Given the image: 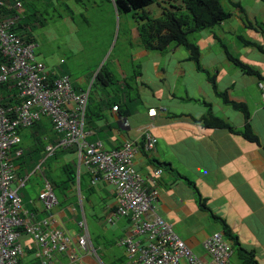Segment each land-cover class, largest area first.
<instances>
[{"label":"crops","instance_id":"1","mask_svg":"<svg viewBox=\"0 0 264 264\" xmlns=\"http://www.w3.org/2000/svg\"><path fill=\"white\" fill-rule=\"evenodd\" d=\"M225 22H236L237 31L228 32L238 37L240 26H244L240 10H233V17L221 24L223 30ZM132 26V35L137 39L138 28L135 24ZM238 50L245 62L258 67L264 75V53L244 44L239 45ZM143 56L151 57L149 51L138 44L134 57L141 59ZM187 57L178 59L177 63H189ZM149 69L156 72L157 78H141L149 92L147 99L144 95V106L130 117H123L119 110H111L110 113L114 112L118 121L115 124L105 118L100 120L98 127L110 130L100 133L102 137L97 140H103L104 147L110 149L122 147L127 140L140 139L146 132L157 136L158 143L153 151L137 155L136 168L147 177L154 174L158 161L170 164L159 177L161 195L157 211L161 216L174 225L181 238L206 262L211 257L203 242L214 232L225 231L224 223L216 220L213 214L221 216L231 232L238 236L242 246L255 252L258 264H264V100L258 86L260 79L243 78V72L236 78H219L221 72L217 75L221 89L228 90L232 99L249 106L251 124L260 137L259 145L229 129L208 128L194 120L206 112L198 99L204 94L209 102L218 98L207 78H183L185 84L178 86L181 78H164L159 59L145 66V71L149 72ZM79 82L85 83L87 78L82 77ZM225 107L224 112L220 110L223 117L238 129L242 128L245 125L244 115L230 106ZM151 108L157 110L156 115H149ZM124 121L129 124L125 125ZM93 132L90 130L89 135ZM200 195L205 201H201ZM112 199H103L106 203L103 220L107 212L116 207ZM74 208L68 209L73 212ZM59 212L63 215L66 211ZM128 227L125 230L128 231ZM118 237L115 234L114 239ZM113 246L118 251L110 250ZM122 252L124 262L120 260L119 264H128L124 248L116 241L105 249L106 260L101 256L86 255L85 264H113V258L119 259L117 257ZM236 254L235 250L230 264L239 263L235 261Z\"/></svg>","mask_w":264,"mask_h":264},{"label":"built area","instance_id":"2","mask_svg":"<svg viewBox=\"0 0 264 264\" xmlns=\"http://www.w3.org/2000/svg\"><path fill=\"white\" fill-rule=\"evenodd\" d=\"M13 7L20 10L22 4L18 2ZM17 18H0V53L10 61L9 66H2L0 83L13 80V87L24 98L14 107H6L0 101V264H17L24 254L18 231L21 227L33 236L41 264H82L79 249L94 252L84 221L79 225L85 234L77 240L52 211L58 200L48 181L40 192L48 214L36 220L35 214L24 208L19 190L26 186L29 177L17 176L11 150L21 141L18 128L30 126L44 114L51 116L56 130L64 133L59 145L75 149L91 174V183L106 182L117 190L118 210L109 221L131 216L130 234L121 241L130 262L205 264L157 212L161 195L158 178L164 173L163 167L155 168L154 174L147 177L136 168L137 155L144 148L153 150L158 138L148 133L144 143L140 139L127 140L121 148L111 149L105 148L101 140L88 141L84 128L88 93L78 94L68 76L48 81L46 66L35 59L37 43L28 42L13 31ZM260 85L264 96V82ZM149 114L154 115L155 110ZM46 149L53 153L55 147L48 145ZM204 247L212 256V264L229 263L233 249L223 233L206 239Z\"/></svg>","mask_w":264,"mask_h":264},{"label":"rangeland","instance_id":"3","mask_svg":"<svg viewBox=\"0 0 264 264\" xmlns=\"http://www.w3.org/2000/svg\"><path fill=\"white\" fill-rule=\"evenodd\" d=\"M157 1L161 4L163 3V0H156L155 3L146 8L153 16H159L162 13V8L159 7ZM221 1L226 8L232 11L236 10L230 3V0ZM238 1L245 7L249 18L253 21L251 27L241 25V33L248 39L264 42V32L257 31L264 28L260 23L264 21V1ZM24 4L23 13L26 11L28 14H32V17L39 16L40 19H45L46 21L44 26L38 27L33 32L38 44L35 50L36 61L44 63L52 73L70 75L78 90L84 88L87 92L96 73L105 63L107 66L113 68L120 77H130L141 62L150 65L152 61L159 59L160 71L164 74V78H181L177 82L178 86L185 84L183 78H206L204 74L196 70L194 62L187 61L189 63H181L180 65L177 63L178 59H183L189 55V51L183 46L177 47L173 45L166 52L150 51L149 54L153 59L147 56H143L141 59L135 58L134 50L137 49L138 43L133 42L132 45L130 44V41H133V35L131 34L132 25L135 24V20L132 18L131 13L119 12L113 0H54L52 2H49V0H24ZM169 4H166V6H169ZM72 11L75 14L74 18L71 16ZM33 13L36 15H33ZM240 15L242 16V13ZM255 17L259 21L258 24L255 23ZM220 26L212 30L193 32L190 34V39L199 46L201 50V63L204 67L208 68L212 73H217V75L221 72L222 75L219 78H236L242 71L227 58L225 50L214 35L220 37L228 45L230 51L240 59H242V52L238 49L239 45L243 46V44L238 37H234L228 32V30L237 29L236 22L234 24L232 22H225L222 25L224 30ZM144 76V78H157L156 72L152 69H149V72L145 71ZM243 76V78H257L256 76L247 74ZM82 77L87 78V82H79V79ZM140 90L147 97L149 92L146 91V87L140 86ZM107 95L108 93L103 90V87L99 83H96L91 87L90 102L96 103ZM200 99L210 100L205 94ZM212 103L215 114L223 117L226 104L224 105L221 98L216 97ZM193 106L196 105L193 103ZM230 108L232 107L230 106ZM220 110L223 112H220ZM105 119L107 121L111 120L115 124L118 121L117 115L114 112L110 113V111H107L105 114ZM100 122L97 120L95 122L96 126H99ZM88 129L86 128V130ZM99 137H102L100 133L97 135L90 134L88 135V140L94 142ZM63 153L62 159L69 161L71 167H74L77 171V179L74 185V192L77 193V197L74 193H70V191L61 186L60 181L63 183L61 178L64 175V169L60 167L61 162L59 160L53 163V155L43 165L42 161L40 163L34 161L29 167L22 169L20 166L18 169V173L21 176L30 175L26 186L19 190L23 205L29 210L40 209L42 206L39 201V195L44 187L41 176L44 173L46 175L49 174L48 176L53 175L51 173H55L57 181L59 180V187L56 185L57 196L62 202V205H59V209L66 211L63 215L65 221L71 219L70 222L66 223L70 231L73 234L79 232L81 228L78 225V221L83 219V208L78 190V172L81 169L84 180L83 194L89 198L88 200L83 197L84 211L89 221L91 235L97 247V252L101 258L106 260L107 257L104 251L105 249H109L110 244L113 243L115 234L118 237L125 236L128 233L125 230L126 226L129 225L127 218L121 217L115 225L107 224L103 220V208H106V203L103 199L112 197L116 205L117 190L108 183H105V186L98 185L92 189H88L86 174L84 172L85 165L81 164L82 162L79 157L74 155L73 152L64 150ZM52 154L47 152L46 158ZM17 166L19 167V165ZM73 206L78 208L80 212L79 216L68 209ZM110 213H112V210L108 211L107 215H110ZM23 242L29 247L31 239L24 236ZM101 245H103V248H100ZM112 249L118 251V248H114V246L110 250ZM237 256L238 254L234 257L235 261L239 262L236 264H242L241 259ZM22 258L29 261L28 257ZM117 258L119 259L115 260L113 258V264H119L120 260L124 262V253L122 252Z\"/></svg>","mask_w":264,"mask_h":264},{"label":"trees","instance_id":"4","mask_svg":"<svg viewBox=\"0 0 264 264\" xmlns=\"http://www.w3.org/2000/svg\"><path fill=\"white\" fill-rule=\"evenodd\" d=\"M5 1H7V6H0V18H4L12 14L19 15L16 31L19 32L28 41L37 42L35 36L33 35V32L38 27L45 25V19H40L39 16L32 17V14H28L26 11L25 13L22 12L21 14H18L15 9L9 8L8 6L14 4L17 1H21L24 6V0ZM52 1L54 0H49V2ZM113 2L116 4L119 12L124 11L127 13H131L132 18L135 20L134 23L138 28L139 37L136 39L132 36L133 41H130L131 45L133 44V42H136L149 52H166L168 48L173 45L177 47H185L189 51V55L186 58V61H192L195 63L197 71L206 76V78L211 83L215 94L218 98L222 99L224 104L231 106L233 109L241 112L244 115L245 125L242 128L238 129L224 117L216 115L213 109V103L205 99L197 100L204 105V107L206 108V112L200 118L193 117L195 121L202 123L205 127L208 128L229 129L234 133L242 135L245 139L251 142L259 145L261 144L260 137L251 124V110L247 103L232 99L228 90H223L219 87L217 82V73H212L208 68L202 65L201 50L199 46L190 39L191 33L204 30H212L216 27H219L224 21L232 18L233 11L231 9L226 8L221 0H163L162 4L157 1L159 7L162 8L161 15L153 16L146 8L149 5L155 3L156 0H113ZM168 3H170L169 6H166V4ZM230 3L235 8L241 11V18L245 27H251L253 21L249 18V15L247 14L246 9L241 4V2L238 0H230ZM33 15L36 14L33 13ZM74 15L75 14L72 11V18H74ZM255 23H259L256 18ZM260 23L262 26H264V21ZM258 31H261L263 33L264 28L258 29ZM214 36L224 48L227 58L231 60L237 67H239L244 74L256 76L258 79H260V81L264 80V75L258 67L253 66L235 56L228 48V45L224 41H222L220 37H218L217 35ZM238 38L245 46L256 47L262 53H264V43L248 39L242 33L238 35ZM6 65L9 66L10 61L5 59L0 53V73L2 66ZM145 66L146 64H143L141 62L140 65H137V69L130 77H120L113 70V68L107 66L106 63L101 66V68L95 75L94 81L92 83L93 85H91V87L94 86V84L99 83V85L103 87V90L108 93V95L106 97H103L96 103L90 102V88L86 109V128H89L88 130H93V134L95 135L102 133L106 129L110 130V128H100L96 126L95 122L97 120H103L107 111L114 110L115 106L118 107V110L123 115V117H130L134 115L139 109L144 106L146 97L144 98V95L140 90V86H147V84L141 80V78H144L145 75ZM65 75L67 74L60 73L59 75H57L56 73L50 72L49 80L54 81L56 78L63 77ZM13 85V80L0 83V101L4 106L14 107L20 105L21 103V99L19 97L20 92L16 87H13ZM75 89L77 90L76 92L78 94H81V92L86 93L84 88L78 90L75 87ZM186 99L194 100L191 97H187ZM20 133L23 134L22 142L19 145L14 146L13 152L11 151V159L17 169V176L19 178H25L29 175L25 174L26 176H21L18 173V169L20 168V166L22 169L24 167H29L34 161H36V163H40L42 161L41 163L43 165V163L48 162L49 158L54 155L53 163L59 160V162H61L60 167L64 169V175L61 178L63 183L60 181L61 186L64 189H67V191H70V193H74V195L77 197V193L74 192V185L77 179V171L74 167H71L69 161H65L64 159H62V157L64 156V150L70 151L73 149H65L58 146L56 147L57 150L55 151V153L46 158L47 144L51 143L52 145L57 146L60 142V139L64 136L62 132H58L57 130H55L52 120L49 117L44 116L39 121L36 120L28 128L21 130ZM148 133L150 132H146L143 137L140 138L143 143ZM19 149H22L23 153L22 155L17 156L16 151ZM151 151H147L144 148L142 152L149 154L148 152ZM155 161L158 160L155 159ZM50 164L52 165V163ZM17 165H19V167ZM168 166H170V164L158 161L156 168L163 167L165 169H168ZM51 174L53 175L48 176L49 174L46 175L44 173L41 177L43 179V182L47 180L50 183L57 194L58 191L56 185H58L59 187V180L57 181V175L55 173ZM85 174L87 188H94V186L91 184V174L89 172H86ZM83 182L84 180L81 173V193L83 196H85V198L89 200L88 196L83 194ZM189 183H191L194 188H197L192 181H190ZM199 197L201 201H205L204 199H202L201 195ZM59 205H62V202L60 200ZM77 214L79 216L80 212L78 211ZM213 216L216 220L224 223L225 234L233 239L232 241L234 244V248L238 253L239 258L241 259V263L258 264L255 252L253 250H247L242 246L238 236H235L231 232L227 222L221 216L215 214H213ZM127 219L130 221L131 216H127ZM115 241L116 239H114V242ZM27 249V257L29 258V261L21 258L19 264H38L37 261L33 260L32 258V248L27 247Z\"/></svg>","mask_w":264,"mask_h":264},{"label":"clouds","instance_id":"5","mask_svg":"<svg viewBox=\"0 0 264 264\" xmlns=\"http://www.w3.org/2000/svg\"><path fill=\"white\" fill-rule=\"evenodd\" d=\"M1 1H3L4 2V4L3 5H0V6H7V1H5V0H1ZM18 2H21V1H17V2H15L14 4H11V5H8L9 6V8H13V9H15L17 12H18V14H21L22 13V9H23V3L21 2V4H22V8L20 9V10H18V9H16V8H14L13 6L16 4V3H18ZM236 10H237V8H236ZM239 10V9H238ZM241 12V11H240ZM13 16H18V18H19V15H17V14H12V15H10V16H7V17H4V18H8V17H13ZM18 18H17V20H16V24H15V26L13 27V31L15 32V33H17L18 35H20L22 38H24L26 41H28L25 37H23L19 32H17L16 31V27H17V25H18ZM256 18V17H255ZM254 18V19H255ZM244 27H245V25H244ZM258 31V30H257ZM260 32V31H259ZM241 34V33H240ZM252 40V39H251ZM28 42H34V41H28ZM35 43H37V42H35ZM37 46H38V44H37ZM36 58V57H35ZM38 62H40V61H38ZM42 63V62H41ZM44 64V63H43ZM45 65V64H44ZM46 66V65H45ZM46 69L48 70V72H49V74H50V72H51V70H49L48 68H47V66H46ZM65 76H68L69 78H70V80H71V83H72V86H73V89L75 90V91H77L76 89H75V86H74V83H73V81H72V79H71V77H70V75H65ZM65 76H63V77H65ZM58 78H61V77H58ZM58 78H56L55 80H57ZM54 80V81H55ZM48 81H51V80H49V75H48ZM54 81H51V82H54ZM94 81V80H93ZM264 82V80H259V82H258V86H259V89L261 90V94H262V98H263V100H264V96H263V88L261 87V83H263ZM93 83V82H92ZM92 85V84H91ZM90 88H91V86L89 87V90H90ZM89 90L86 92V93H89ZM82 93V92H81ZM19 97H20V95H19ZM20 99H21V103L24 101V98H21L20 97ZM20 103V104H21ZM6 107H9V106H6ZM10 107H12V106H10ZM115 108V107H114ZM87 109V108H86ZM151 109H154L155 110V114L154 115H156L157 114V110L155 109V108H151ZM150 109V110H151ZM115 110V109H114ZM150 110H149V112H150ZM148 112V113H149ZM150 115V114H149ZM44 116H46V117H49L51 120H52V118H51V116H49V115H47V114H44V115H42L41 116V118H43ZM151 116V115H150ZM153 116V115H152ZM40 118V119H41ZM39 119V120H40ZM122 119V118H121ZM39 120H37V121H39ZM125 123H127V121H124ZM52 123H53V125H54V122H53V120H52ZM129 124V123H128ZM126 125V124H125ZM86 126H87V121H86V115H85V124H84V128H85V132L86 133H88V135H89V131L90 130H86ZM29 127V126H28ZM28 127H19L18 128V135H19V137H20V139H21V141L17 144V145H19L21 142H22V139H23V134H21L20 133V131L21 130H23V129H26V128H28ZM54 128H55V125H54ZM55 130H56V128H55ZM58 131V130H57ZM59 132V131H58ZM64 134V133H63ZM151 134V133H150ZM88 135H87V140H88ZM153 135V134H152ZM155 136V135H154ZM157 137V136H156ZM64 138V136L60 139V142H61V140ZM89 141V140H88ZM96 141H98V140H96ZM101 141H103V140H101ZM60 142L58 143V145L56 146V147H61V148H65V147H62L61 145H59L60 144ZM95 142V141H94ZM125 143V142H124ZM48 145H52L51 143H48L47 144V146ZM16 146V145H15ZM46 146V147H47ZM104 146H105V144H104ZM53 147H55L54 145H53ZM156 147V146H155ZM14 148V147H13ZM13 148H12V152H13ZM65 149H73V148H68V147H66ZM111 149V148H110ZM155 149V148H154ZM21 152L19 155H17V152ZM46 151H47V149H46ZM55 151H56V148H55V150H54V152H53V154L55 153ZM70 151H72L73 153H74V155H77V153L75 152V149H73V150H70ZM48 152V151H47ZM22 153H23V150L22 149H19V150H17L16 151V155L17 156H20V155H22ZM78 156V155H77ZM82 164V163H81ZM83 165V164H82ZM38 169V168H37ZM80 169V168H79ZM164 169V168H163ZM140 171V170H139ZM35 172H37V170H35ZM84 172L86 173L87 172V170H86V168H85V170H84ZM165 172V171H164ZM88 173V172H87ZM164 174V173H163ZM80 176H81V169L79 170V172H78V190H79V198H80V200H81V205H82V208H83V219H80V221H78V225H79V223L80 222H82V221H84V223L86 224V230H87V235H88V239L90 240V242L92 243V246H93V248H94V252L93 253H88V250H85V249H79V253L81 254V263L82 264H85V257H86V255H90V256H97V257H99V254H98V252H97V247H96V245L94 244V241H93V238H92V235H91V231H90V227H89V223H88V219H87V216H86V214H85V211H84V205H83V201H84V198H85V196H83L82 195V193H81V188H80ZM162 176V175H161ZM160 176V177H161ZM26 177H29V179H30V175H28V176H26ZM28 179V180H29ZM159 179V178H158ZM45 181H47V180H45ZM45 183L46 182H44V186H45ZM103 183H106V182H103ZM92 184V183H91ZM101 184V183H100ZM93 185V184H92ZM99 185V184H98ZM98 185H93L94 187L95 186H98ZM109 185H111V184H109ZM112 187H114L113 185H111ZM52 187V186H51ZM44 188V187H43ZM53 188V187H52ZM114 189H115V187H114ZM43 190V189H42ZM41 190V191H42ZM53 190H54V188H53ZM54 192H55V190H54ZM55 194H56V192H55ZM56 197H57V200H58V203H57V205L53 208V212L55 213V214H57V216L59 217V219H60V221H61V223L65 226V228L66 229H68V231L75 237V238H77V240H78V238L81 236V235H84L85 234V229H83V228H81L80 227V225H79V227L81 228V230L79 231V232H76V233H72V231H70V229L67 227V225H66V223H68V222H70V220L71 219H69V221H65L64 220V218H63V215L59 212L61 209H58L59 207V198H58V196H57V194H56ZM84 197V198H83ZM39 201H40V195H39ZM160 201V200H159ZM40 204H41V208L39 209H37V210H34V211H32V210H29V209H27V208H25V206H24V208L26 209V210H28V212L29 213H34L35 214V216H36V220H38V219H42L43 217H45L47 214H48V212L46 211V209H45V207H44V205H43V203H42V201H40ZM158 205H159V203H158ZM116 207L114 208V210H112V213H110V215H107L104 219H105V222L107 223V224H110V225H115L117 222H118V220L121 218V217H125V218H127V216H120V217H118V218H115L114 219V221L113 222H110L109 221V218H111L112 217V215H113V213H115L117 210H118V202H117V198H116V205H115ZM73 207H75L74 209H73V213H78V208L76 207V206H73ZM158 207V206H157ZM63 212H65V210H62ZM158 212V211H157ZM159 213V212H158ZM159 215L161 216V214L159 213ZM162 217V216H161ZM162 218H164V217H162ZM165 219V218H164ZM166 220V219H165ZM167 221V220H166ZM168 222V221H167ZM168 223H170V222H168ZM170 224H172V223H170ZM173 225V224H172ZM131 227H132V219L129 221V229H128V233H127V235H125V236H120V237H118L117 239H116V243L119 245V246H121L122 248H124V252H125V256H126V260H127V262H128V264H137V263H133V262H130L129 261V257H128V255H127V249H126V246L124 245V244H122L121 243V241H122V239H124L125 237H127L129 234H130V229H131ZM173 227H174V225H173ZM175 229V228H174ZM20 233H21V237H20V243L22 244V246H23V248H24V254L19 258V261H20V259L22 258V257H27V254H28V249H27V247L28 246H26L25 244H24V242H23V238H24V236H27V237H29L30 239H31V242H30V246L28 247V248H32L31 250H32V252H33V254H32V258H33V260H36L37 261V263L38 264H41V260H40V258H39V256L37 255V252H38V249H37V246H36V243H35V241H34V238H33V236L32 235H30L27 231H26V229H25V227H21L19 230H18ZM176 231V230H175ZM177 232V231H176ZM217 232H221V233H223V236L227 239V240H229L230 242H231V245H232V249H233V253L231 254V256H230V260H229V263L228 264H230V262H231V259H232V257H233V255H234V252H235V248H234V244H233V241L230 239V238H228L227 237V235L225 234V231L223 230V231H217ZM217 232H214L213 234H215V233H217ZM177 234H178V232H177ZM213 234H211L208 238H210ZM179 235V234H178ZM180 236V235H179ZM181 237V236H180ZM208 238H206V239H208ZM182 239V238H181ZM205 239V240H206ZM185 243H186V241L184 240V239H182ZM205 240H204V242H205ZM204 242H203V247H204ZM186 245L192 250V251H194L193 250V248H191L187 243H186ZM204 249H205V247H204ZM206 250V249H205ZM207 251V250H206ZM208 252V251H207ZM194 253L195 254H197L195 251H194ZM209 253V252H208ZM198 255V254H197ZM209 255H210V257H212L211 256V254L209 253ZM198 257H199V255H198ZM200 258V257H199ZM200 260H202L205 264H212V258H211V260L209 261V262H206V261H204L202 258H200ZM186 261V258H183V262H185ZM17 264H19V262L17 263Z\"/></svg>","mask_w":264,"mask_h":264}]
</instances>
